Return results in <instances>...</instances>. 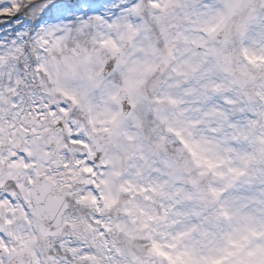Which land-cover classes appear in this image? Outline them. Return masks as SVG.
Returning a JSON list of instances; mask_svg holds the SVG:
<instances>
[{"label": "snow or ice", "instance_id": "1", "mask_svg": "<svg viewBox=\"0 0 264 264\" xmlns=\"http://www.w3.org/2000/svg\"><path fill=\"white\" fill-rule=\"evenodd\" d=\"M0 264H264V0H0Z\"/></svg>", "mask_w": 264, "mask_h": 264}]
</instances>
